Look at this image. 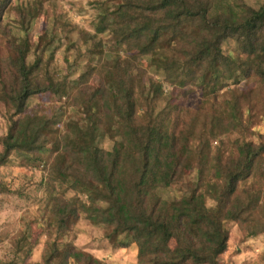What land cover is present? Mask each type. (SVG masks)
I'll return each mask as SVG.
<instances>
[{"label": "trees", "instance_id": "1", "mask_svg": "<svg viewBox=\"0 0 264 264\" xmlns=\"http://www.w3.org/2000/svg\"><path fill=\"white\" fill-rule=\"evenodd\" d=\"M11 2L0 0V24ZM91 2L93 33L81 37L87 57L73 80L49 75L40 38L27 61L42 0L20 8L21 36L0 35V103L9 108L0 168L11 156L43 168L42 264H106L69 241L80 219L112 248H134L135 264H221L227 224L244 238L264 232V136L249 139L262 135L253 126H264V113L234 88L253 83L264 110V3ZM226 40L232 54L222 53ZM192 90L201 101L189 111L177 100ZM44 94L65 112L32 113ZM36 243L18 232L20 258L0 264H28Z\"/></svg>", "mask_w": 264, "mask_h": 264}, {"label": "rangeland", "instance_id": "2", "mask_svg": "<svg viewBox=\"0 0 264 264\" xmlns=\"http://www.w3.org/2000/svg\"><path fill=\"white\" fill-rule=\"evenodd\" d=\"M34 0H12L4 19L0 24V35L21 36L18 25V12L20 8L27 7ZM237 0H214L220 5H233ZM244 4L257 9L264 0H242ZM39 16L31 24V42L27 57L32 62L35 56L34 47L36 38H40L39 50L43 47L41 60L47 63L49 75L61 79H75L86 61V45L82 44L81 37L92 34L95 9L91 0H42ZM104 40L106 36H98ZM3 47H0V55ZM223 54L235 51L233 41L226 40L221 45ZM37 52V53H38ZM143 63H141V66ZM150 76V73H147ZM230 86L227 90L233 89ZM253 83H240L235 89L242 96L251 98L262 113V105L257 89L252 88ZM168 95V91L165 93ZM227 97L224 89L216 96L217 102ZM201 101L198 91L192 90L185 99H178L185 109L193 111ZM32 113L50 117L53 114L65 112V106L55 98L44 94L30 102ZM9 108L0 103V137L4 136L7 127ZM68 110L66 114L68 115ZM254 133L261 136H250L255 142L263 141L264 126L258 119L253 126ZM231 135L230 137H234ZM264 142V141H263ZM215 143H212L214 146ZM104 148L110 147V142L102 144ZM44 171L42 166H25L24 162L11 156L9 163L0 168V183L5 185L8 192L0 190V263L19 256L13 252V238L20 231H26L36 241L28 264H42V257L46 252V236L41 233L39 215L41 212L42 191L37 184L41 182ZM190 174H183L182 180L191 181ZM176 190V187H171ZM164 192L169 193V189ZM71 195V193H67ZM229 239L226 251L219 257L221 264H264V232L255 237L244 238L241 230L234 224H227ZM69 241L77 248L90 254L106 264H135L134 248L114 249L103 238L99 229L90 226L80 219L69 236ZM20 258V256L18 257Z\"/></svg>", "mask_w": 264, "mask_h": 264}]
</instances>
